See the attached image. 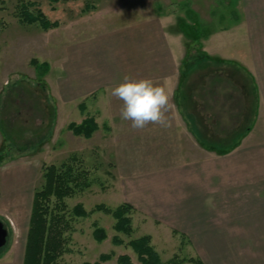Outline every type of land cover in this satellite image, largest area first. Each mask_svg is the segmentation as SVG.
<instances>
[{
    "label": "rangeland",
    "instance_id": "1",
    "mask_svg": "<svg viewBox=\"0 0 264 264\" xmlns=\"http://www.w3.org/2000/svg\"><path fill=\"white\" fill-rule=\"evenodd\" d=\"M28 2L35 3L31 9L34 13L42 11L48 20L58 22L59 26L45 31L37 24L22 23L17 7ZM245 3V0H0V80L6 78L5 83L11 82V85L5 84L6 89L0 94V218L9 221L11 229L8 245L0 251V264H23L33 194L43 184L42 166L61 165L72 156L76 157L78 168L88 171L91 187L68 199L67 204L69 208L82 204L90 215L75 221L71 253L59 264H93L102 255H111L104 264H118V258L123 255H128L133 264H141L129 242L145 235L151 236L152 246L163 262L176 259L179 264H193L188 260L194 258L205 264L203 257L206 258L207 253L201 251L205 248L211 256L210 261L220 264L224 239L238 244L246 241L241 235L227 234L237 232L243 216L244 223H254L252 212H242L238 220H197L191 228V221L156 219L136 209L130 215L133 228L130 235L114 229L115 219L111 215L91 212L97 205L116 208L128 203L130 195L126 182L131 175L139 173L121 169L122 165L112 154V145L109 146L112 140L107 138L110 132L105 124H100L99 131L89 139L76 136L68 129L67 122L74 120L76 123L80 118L76 121L77 117L69 109L65 118H59L56 97L48 94L49 86L42 85L43 78L31 63L37 60L49 65V83L54 92L61 76L62 61L58 57L69 46L74 47L91 35H101L134 21L160 19L165 32L179 36V51L187 52L182 69L190 70L189 78H195L208 61L221 63V67L227 69L237 62L252 72L255 71L251 67L254 62L250 44L245 39L247 28H237L244 23ZM185 26L190 27L185 30ZM219 31L227 34L223 41L213 40L211 48L216 52L212 54L227 60L211 58L203 51L202 40ZM251 77L244 81L249 113L243 133L253 124L256 109V80ZM258 132L260 134L253 133L243 145L256 149L258 156L249 157L259 158L251 163L259 164L256 170L264 166V132ZM251 170L243 166L241 188L232 186L226 176L227 187L230 192L238 194L242 190L244 196L263 198L255 187ZM246 178L249 179L246 181ZM95 226L105 230V240H95ZM221 232H225L227 238L222 237ZM114 237L121 242L114 243Z\"/></svg>",
    "mask_w": 264,
    "mask_h": 264
},
{
    "label": "crops",
    "instance_id": "2",
    "mask_svg": "<svg viewBox=\"0 0 264 264\" xmlns=\"http://www.w3.org/2000/svg\"><path fill=\"white\" fill-rule=\"evenodd\" d=\"M245 2L244 23L237 28H247L245 39L255 71L237 62L227 69L208 61L195 78H189L190 70L182 69L187 52L179 51V36L165 32L162 20L145 19L69 46L58 57L61 76L55 91L49 83L50 70L42 81L59 103V118H65L69 109L76 121L80 118L78 124L91 117L98 126L108 127L109 146L121 169L139 173L131 175L125 185L128 204L135 209L156 219L191 221V228L197 220H238L242 212L253 213L256 222L244 223L243 216L237 232L227 234L243 236L244 243L223 240L220 264H264V197H247L242 190L230 192L225 180L227 176L232 186L241 188L243 166L249 167L255 187L264 196V166L256 170L259 158H249L258 156L256 149L243 146L253 133L264 132V0ZM226 34L219 31L204 38L203 51L211 58L227 60L212 54L216 51L211 48L213 40L223 41ZM124 75L150 78L165 88L169 97L164 110L166 125L148 122L143 128H133L129 120L121 118L123 102L110 96L108 89ZM247 77L256 80L257 100L253 124L243 133L249 113ZM5 79L0 80V94L5 84L11 85ZM253 160L256 165L251 164ZM197 238L196 234V242ZM201 251L207 253L205 264H213L209 251Z\"/></svg>",
    "mask_w": 264,
    "mask_h": 264
},
{
    "label": "trees",
    "instance_id": "3",
    "mask_svg": "<svg viewBox=\"0 0 264 264\" xmlns=\"http://www.w3.org/2000/svg\"><path fill=\"white\" fill-rule=\"evenodd\" d=\"M34 6L35 3L32 2L18 5L17 16L22 23L37 24L45 31L59 26L58 22L48 20L42 11L37 10L34 13L31 10ZM185 27V30H188L190 26ZM199 38L201 37H197ZM31 63L42 78L48 73L47 63L40 64L37 60H32ZM68 129L76 136L89 139L99 129V126L95 119L90 117L80 124H69ZM76 163V157L72 156L70 161L63 162L61 165L42 166L43 184L33 194L23 264H59L66 254L71 253L70 244L75 231L74 223L90 215L82 204H77L73 208H69L67 204L68 199L91 187L88 171L81 170ZM135 210L132 205L123 203L116 208L97 205L91 212L98 211L111 215L115 219L114 229L118 233L130 235L133 232L130 215ZM95 227L93 232L95 240L98 242L105 240L107 238L105 230ZM113 241L116 244L121 242L117 237H114ZM129 245L137 254L141 264H179L176 259L163 262L152 246V238L149 235L132 240ZM110 259L111 255H102L99 261L93 264H104ZM188 261L193 264H203L199 259L191 258ZM118 264L133 263L128 255H123L118 258Z\"/></svg>",
    "mask_w": 264,
    "mask_h": 264
},
{
    "label": "clouds",
    "instance_id": "4",
    "mask_svg": "<svg viewBox=\"0 0 264 264\" xmlns=\"http://www.w3.org/2000/svg\"><path fill=\"white\" fill-rule=\"evenodd\" d=\"M110 96L122 100L120 116L131 122L133 128H143L148 122L166 125L164 110L168 93L150 78L124 75L121 81L108 89Z\"/></svg>",
    "mask_w": 264,
    "mask_h": 264
},
{
    "label": "water",
    "instance_id": "5",
    "mask_svg": "<svg viewBox=\"0 0 264 264\" xmlns=\"http://www.w3.org/2000/svg\"><path fill=\"white\" fill-rule=\"evenodd\" d=\"M8 231L4 227V224L0 221V249L7 244Z\"/></svg>",
    "mask_w": 264,
    "mask_h": 264
},
{
    "label": "flooded vegetation",
    "instance_id": "6",
    "mask_svg": "<svg viewBox=\"0 0 264 264\" xmlns=\"http://www.w3.org/2000/svg\"><path fill=\"white\" fill-rule=\"evenodd\" d=\"M0 221L4 224V227L8 231L7 244L3 248L0 249V251H1L2 249H4L5 247H7V245H8V241L10 239V234H11V229H10V225H9L10 223H9V221H4L2 218H0Z\"/></svg>",
    "mask_w": 264,
    "mask_h": 264
}]
</instances>
